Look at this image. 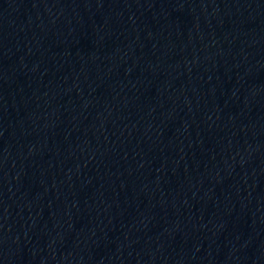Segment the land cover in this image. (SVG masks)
<instances>
[{
	"label": "water",
	"instance_id": "obj_1",
	"mask_svg": "<svg viewBox=\"0 0 264 264\" xmlns=\"http://www.w3.org/2000/svg\"><path fill=\"white\" fill-rule=\"evenodd\" d=\"M0 264H264V0H0Z\"/></svg>",
	"mask_w": 264,
	"mask_h": 264
}]
</instances>
